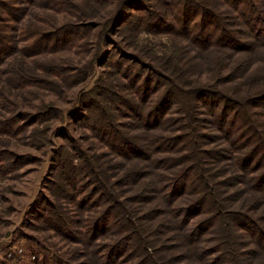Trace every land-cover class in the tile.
I'll return each instance as SVG.
<instances>
[{
    "label": "rangeland",
    "instance_id": "1",
    "mask_svg": "<svg viewBox=\"0 0 264 264\" xmlns=\"http://www.w3.org/2000/svg\"><path fill=\"white\" fill-rule=\"evenodd\" d=\"M133 1L0 0V120H14L11 134L0 129V264L108 260L105 247L124 234L115 221L118 213L102 231L90 227L113 199L121 201L125 221L141 224V234L147 239L153 234L149 240L155 245L173 243L165 250L135 253L131 249L143 244L134 236L124 241L123 251H113V264H136L143 254L152 264H202L193 250L205 249L211 260L221 254L216 227L190 234L194 244L183 233L213 216L212 211L206 205L184 224L180 213L200 196V188H210L220 208L216 225L235 234L240 263L264 264V238H259L264 234V186L253 189V178L264 171V154L240 162L251 148L247 137L252 131L243 139L238 131L231 133L227 120L220 125L218 113L228 102L217 95L229 94L235 98L232 112H248L264 125V100L248 102L264 95V64L257 63L264 53H246L249 61L223 49L215 58L180 34L181 19L167 13L168 0H138L130 8ZM193 1L212 9L221 26L247 31L231 15L230 0ZM122 14L133 18L120 24L116 20ZM147 16L157 18L158 29L131 34L130 24ZM199 16L193 9L189 21ZM146 78L150 85L142 96ZM166 90L173 98L161 112L165 120L147 125L149 111ZM12 101L16 107H10ZM256 133L252 139L264 132L259 127ZM159 136L175 139L161 146ZM181 168L199 179L198 188L191 180L171 207L161 199L169 183H158L154 174ZM231 177L239 182L230 183ZM54 211L63 223L51 217ZM226 211L249 215L253 224L229 221Z\"/></svg>",
    "mask_w": 264,
    "mask_h": 264
},
{
    "label": "trees",
    "instance_id": "2",
    "mask_svg": "<svg viewBox=\"0 0 264 264\" xmlns=\"http://www.w3.org/2000/svg\"><path fill=\"white\" fill-rule=\"evenodd\" d=\"M255 1L256 0H230V3H227L231 9L230 10L231 15L236 17L238 21L237 23L247 29V31L245 29L244 30L242 29V32L236 29H232V28L228 29L225 26L224 27L221 26V23L218 22L219 18L216 16V13H214L212 9H210L209 7L199 8L200 5L195 4L193 0L191 1L190 0H187V1L186 0H168V1H165V6H166L167 13H170V15L173 17L181 19L182 27L180 30V34H182L183 36L185 35H187L188 37L190 36L189 38H191V42L194 43L195 46L204 48L203 51H212L213 56L215 58L220 57L222 55L221 50L226 49V50H231L232 52L235 53V55L239 56L241 59L249 60L251 56H247L246 53H248V55H253V54L258 55L260 52L264 53V4H263L264 0H260V3L262 4L261 6ZM161 2H163V0H161ZM132 3L133 5L130 6V8H134L135 6L139 5L138 0L133 1ZM193 9L196 10V15L197 14L200 15L199 19L195 20V22L189 21V14H191ZM220 16L225 17L226 15L224 16L220 14ZM151 17L155 21L152 20V18L151 20L148 19L149 16H147L143 21H140L139 19H137V21H133L129 26L130 33L134 34V33H138L141 31L149 32L154 29H158V23H156L157 18H155L154 16H151ZM117 18L118 19L116 21L122 24V23H125L128 19L133 18V17L129 16L125 18V16L122 14V16H119ZM184 18H186V20H184ZM148 26H151V27L148 28ZM210 27H213L215 29V33L213 32L212 29H210ZM211 34H214V35L212 36ZM239 36H241L243 40H239L237 38ZM249 38L253 39V41H249L248 40ZM257 63H258V67H260L261 63L264 64V59H258ZM149 85L150 83L148 79L146 78V83L143 86V91L141 92L142 96L149 89ZM3 90H4V87L2 86V91L0 92H3ZM196 92L198 91H195V93ZM170 93L168 94L166 90V92L163 94L159 102L155 106H153V108L149 111L148 115L150 116V118L145 121L146 124L148 123L147 125H151V126H156V124L160 125L161 121L165 120L163 118L164 115L162 116L161 112L163 109L167 107L170 99L173 98V96H171ZM193 94H194V91H193ZM200 95H202L200 97H203L205 94H200ZM217 95L219 96L218 98L222 100L223 102H228L227 104H225V106L224 105L222 106V108L220 109L218 113L220 125L225 123L227 120V123L231 125V127H229L232 130L231 133L234 131L236 133V131H238L239 135H241L243 139H245V137H247L251 131H252L251 137L254 138V135L257 134L256 130L259 129V127L264 132V125H259V122H256L255 118H251L250 116H248V112H245L243 110H238V112L237 110H234V112L231 111V109L235 107L234 104H232V103H235V101H232L235 98L230 97L229 94H225L224 96L222 94L220 95L218 92H217ZM2 97L5 100L6 97L4 96ZM103 99H109V98H105V94H104ZM263 100H264V95L263 96L255 95L253 97H250L248 102L261 103ZM108 101H105V102H108ZM12 103L13 104L10 105V107H16V104L13 101ZM108 103L114 109L113 102L112 104L110 102ZM5 113H9L8 108H6ZM20 114L21 113H16L14 117H16V115L20 116ZM150 119L153 120L154 122L153 124ZM13 124H14V120L12 119L11 116H4V118L0 120V129H5L6 131L5 134H11L14 131L12 129ZM262 124H264V122ZM108 125L112 128L113 132H116V133L118 132L115 129V127L111 126L110 124ZM261 135L262 136L259 135V139L257 140L252 139L251 137L250 138L247 137L248 142L251 143V148L245 156L241 157L240 162L246 164L248 163L250 159L251 161H253L256 155H259V158H260L264 154V133ZM174 139L175 137H165V138L163 137L162 139L161 136H159L157 142H159L160 145L163 146V144H165L168 140L170 141ZM184 139H187V138H184ZM253 141H255L254 144H252ZM114 150L116 149L114 148ZM159 151L161 150H157V152ZM136 152H139V151H136ZM2 161H4L3 156H2ZM261 161L262 163H264V155L261 157ZM150 163H151L150 167L152 169L151 173H155L153 172V169H154L153 161ZM165 163L166 162H164V164ZM157 167H158L157 169H159V166ZM193 170H195V167H193ZM154 171H158V170H154ZM167 173L169 174L156 173L154 175H156L158 179V183H163V182H165L166 184L169 183L168 188H166V192L161 193V199L167 205H170L171 207L174 202H178L179 200H181L179 198L183 194H185L187 189L184 190L183 193L180 195L181 190L183 188L185 189L187 187V184L190 183L191 180L193 182L192 187H195V190L198 188L199 179H197L196 177L193 178V176L191 177L192 172L191 170L187 168H181L179 170L174 171L173 173L172 172H167ZM101 174L102 173L98 174V176ZM229 180L231 181L230 183H232L233 181L239 182L238 178L233 179L231 177ZM253 180H254L253 189L255 191H259L260 187L264 186V171L260 172L256 177L253 178ZM69 181H70V178H69ZM70 187H71V184L69 188ZM200 189L201 190L199 192L200 193L199 197H196L195 199L189 201L186 205L180 208L181 209L180 213L183 215V220H182L183 224L188 219H191L194 216L200 215L204 211L206 205L208 207V210L212 211L213 216L206 218L203 221L196 224L192 229H190L189 233L184 232L183 236L185 240L189 244H194L197 241L194 237L192 238L190 234L193 233V235L195 236H197L198 234L201 235L204 232L210 231L211 229L216 227V237H217L216 245H218V248H216V250L220 251L221 254L216 255L211 260L207 258L209 254H208V251H206L205 249H200L201 251L198 250V252L197 250L195 251L193 250V253L198 255L196 257V260L200 261V263L202 264H241L240 263L241 261L238 259L237 252H236L237 244L235 243V234L233 233L232 230L224 229V228L221 229V226H219V224L216 225L219 219V216H220V208L217 207V205L215 204L212 198V195H210V192L207 191V190H210V188H206V189L200 188ZM67 191L68 189H66V192ZM173 208L175 209L178 208V205H176ZM55 209H61V208L59 207ZM122 209L124 208H123V205L121 204V201L118 199H113L112 202L109 205H106L104 210L101 212L103 213L107 210L104 216L100 215V216H96L95 218H92L93 221H96V222H94L91 225L90 227L91 231L94 230L95 232H97V230L102 231L105 228L104 225L109 221L108 219L110 218L112 213H116V214L118 213L117 215L119 216L118 218H116L115 221L119 223L120 227L124 231V234H122L120 238H118L115 242H113L112 244H108V246L105 247V248H108V252H106V255H108L109 253L110 254L108 256V260H106L107 256L105 257L104 260H102L103 258H101L100 264H113V262H111L110 260L113 254V251L122 250L121 249L122 246L127 247V245L124 244V241L126 239H129V241H131L132 239V241H134V236H136L137 243L143 244V245H137L135 249L134 247L131 249V251L134 250L135 253H141V251H144L146 249L148 250L153 249L156 251H161V250H165L166 248L164 247H167V245L173 244V243H170V244L155 245L152 241L149 240L150 239L149 237L153 234H151L147 239V235L141 234V232L143 231L141 224L136 225V223L132 222L131 219H130L131 221L130 224L128 223L129 220L126 219L125 221V217L123 215L124 212L122 213ZM137 210L139 211V209ZM226 212L227 214L225 215H227L229 221L234 220V221H238L242 225H245V221L248 220L249 225L253 224L252 217L249 215L241 214L240 216H237L238 214L236 212H230V211H226ZM133 215L136 216V213ZM51 217L57 219V222L63 223V218L59 215L57 211L52 212ZM55 227L57 226L55 225ZM157 227H161V224L159 223ZM173 233H174L173 235L174 237L176 233L175 232ZM130 235H132V238ZM141 235L142 236L144 235V237L140 241ZM261 237L264 238L263 233L259 234V238ZM90 257H92V253H90ZM169 258L170 257L166 258L165 261ZM98 261L99 260L97 258L96 264L98 263ZM136 264H152V262L149 259L148 254H143L140 260L136 262Z\"/></svg>",
    "mask_w": 264,
    "mask_h": 264
}]
</instances>
